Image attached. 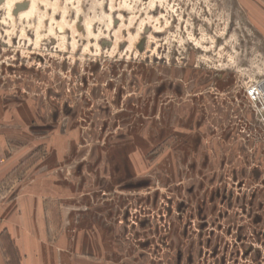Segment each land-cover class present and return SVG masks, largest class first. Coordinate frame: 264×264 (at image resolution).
Wrapping results in <instances>:
<instances>
[{"label":"rangeland","instance_id":"374dc122","mask_svg":"<svg viewBox=\"0 0 264 264\" xmlns=\"http://www.w3.org/2000/svg\"><path fill=\"white\" fill-rule=\"evenodd\" d=\"M4 2L0 264H264V0Z\"/></svg>","mask_w":264,"mask_h":264},{"label":"built area","instance_id":"2783aa9c","mask_svg":"<svg viewBox=\"0 0 264 264\" xmlns=\"http://www.w3.org/2000/svg\"><path fill=\"white\" fill-rule=\"evenodd\" d=\"M246 98L249 103L257 106L260 125L264 130V86H262L261 82L251 84L246 89Z\"/></svg>","mask_w":264,"mask_h":264},{"label":"bare ground","instance_id":"6f19581e","mask_svg":"<svg viewBox=\"0 0 264 264\" xmlns=\"http://www.w3.org/2000/svg\"><path fill=\"white\" fill-rule=\"evenodd\" d=\"M14 1H16V0H5V2H4V7H6L7 9H11L12 8V6H13V4H14ZM32 1H34V0H32ZM33 5V4H32ZM33 8L30 6V8H29V10L26 12V13H24V14H28V13H30L31 14V10H32ZM23 15V13L22 14H20V17Z\"/></svg>","mask_w":264,"mask_h":264},{"label":"crops","instance_id":"0c3cea01","mask_svg":"<svg viewBox=\"0 0 264 264\" xmlns=\"http://www.w3.org/2000/svg\"><path fill=\"white\" fill-rule=\"evenodd\" d=\"M22 231L20 233L21 235H30L31 233H34V232H32L31 230H29L27 228H25V230H22ZM19 241H21V240L16 241L15 246H17V247L19 246Z\"/></svg>","mask_w":264,"mask_h":264}]
</instances>
